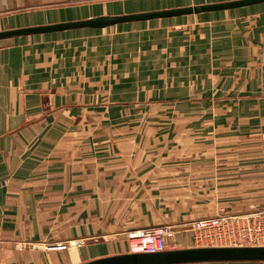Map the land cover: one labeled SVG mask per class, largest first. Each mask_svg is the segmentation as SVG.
<instances>
[{
	"label": "crops",
	"instance_id": "1",
	"mask_svg": "<svg viewBox=\"0 0 264 264\" xmlns=\"http://www.w3.org/2000/svg\"><path fill=\"white\" fill-rule=\"evenodd\" d=\"M227 1L0 0V31ZM60 194L56 233L22 219ZM261 209L264 2L0 39V264L127 253L164 224L195 247L192 222ZM46 238L85 242L16 247Z\"/></svg>",
	"mask_w": 264,
	"mask_h": 264
},
{
	"label": "water",
	"instance_id": "2",
	"mask_svg": "<svg viewBox=\"0 0 264 264\" xmlns=\"http://www.w3.org/2000/svg\"><path fill=\"white\" fill-rule=\"evenodd\" d=\"M260 2H264V0H233L116 16H99L80 21L3 30L0 31V39L80 27L103 28L128 21L223 10ZM207 262H264V246H202L167 249L152 253L127 252L99 257L80 264H187Z\"/></svg>",
	"mask_w": 264,
	"mask_h": 264
},
{
	"label": "built area",
	"instance_id": "3",
	"mask_svg": "<svg viewBox=\"0 0 264 264\" xmlns=\"http://www.w3.org/2000/svg\"><path fill=\"white\" fill-rule=\"evenodd\" d=\"M193 240L209 246H264V209L244 214H220L191 223ZM174 229L168 224L143 228L128 238L130 252L152 253L169 249ZM83 240L53 242L45 249L61 251L80 247Z\"/></svg>",
	"mask_w": 264,
	"mask_h": 264
},
{
	"label": "rangeland",
	"instance_id": "4",
	"mask_svg": "<svg viewBox=\"0 0 264 264\" xmlns=\"http://www.w3.org/2000/svg\"><path fill=\"white\" fill-rule=\"evenodd\" d=\"M59 197V198H58ZM58 197H55L53 199H38V202H42L43 205H41L40 210L42 211L41 214L39 215H35L34 213H26V215L22 216V219L24 221H27V224L30 223H34L35 225V219H39L40 221L38 222V226H44L48 221H52V226L51 227V232L52 233H56L57 230H55L57 228V226H61L64 222V220L66 219H72L71 215H67L66 213L62 214V211H64L66 209V206L68 207V209H72V203L75 202L76 200H65V198H63V196L58 195ZM66 201V204H65ZM36 209H38V207L34 206ZM34 209V208H33ZM49 210H51L53 212V215L49 214ZM192 231L193 228L191 227ZM65 233V232H64ZM46 241L44 242H34L31 240H24L22 241V243H18L20 244L19 246H16L17 248H23L21 247L24 246L25 248L29 249V250H35V249H42L44 251H50L45 249V246L47 244L56 242V241H52V242H47L49 240V238L45 239ZM75 240V239H74ZM78 240H83L85 242L84 239H79ZM62 242H67V241H62ZM194 243L196 244L195 247H202V246H209V244L205 243V242H199V241H194ZM39 245V246H38ZM75 252H72V255L75 256Z\"/></svg>",
	"mask_w": 264,
	"mask_h": 264
},
{
	"label": "bare ground",
	"instance_id": "5",
	"mask_svg": "<svg viewBox=\"0 0 264 264\" xmlns=\"http://www.w3.org/2000/svg\"><path fill=\"white\" fill-rule=\"evenodd\" d=\"M74 253V252H73Z\"/></svg>",
	"mask_w": 264,
	"mask_h": 264
}]
</instances>
